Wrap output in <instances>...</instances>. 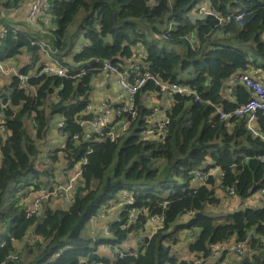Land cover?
<instances>
[{
	"label": "trees",
	"instance_id": "1",
	"mask_svg": "<svg viewBox=\"0 0 264 264\" xmlns=\"http://www.w3.org/2000/svg\"><path fill=\"white\" fill-rule=\"evenodd\" d=\"M31 1L0 0V9L10 13ZM52 2L50 34L17 32L9 21L5 23L0 62L26 52L32 56L31 64L24 65L20 73L29 75L45 61L44 51L50 48L54 58L75 73L111 63L127 71L134 83L137 75L125 62L135 61L141 47L146 52L141 64L148 65L163 82L191 86L199 100L174 96L176 103L167 111L165 137L156 132L147 138L144 132L156 125L151 127L148 122L153 110L139 104V95L153 91L165 95L149 82L135 99L136 119L111 142L103 135L86 136L89 130L77 123L89 107L92 79L99 70L78 80L33 76L24 88L13 78L8 86L10 96L0 91L8 104L4 109L8 134L0 139V264H184L174 253L184 231H198L190 245L197 257L207 259L213 247L236 237L248 248L240 256L241 264H264V207H251L252 197L262 198L264 192V162L257 159L264 154V141L247 130L246 118L224 121L217 113V108L233 113L252 98L240 77L250 66L260 68L252 58L264 63V0ZM203 3L210 5L212 15H199ZM80 12L74 31L83 33L84 43L74 52L76 34L68 31ZM242 14V19H235ZM194 34L199 46L191 44ZM141 67L142 73L147 71ZM189 76L191 80L183 79ZM227 83L233 99L225 95ZM57 118L67 137L64 154L69 170H76L84 159L86 164L73 204H67V209L52 207L56 197H50L28 217L41 192L59 185L49 183L53 175L38 162L41 144ZM258 118L264 129V115L259 113ZM209 167L224 175H215L198 188L192 186L194 171ZM232 188L236 197L230 195ZM219 190L223 198L217 196ZM30 193L37 194L31 202L27 199ZM124 196L132 204L124 205L120 221L110 224L111 237L87 236L92 220L108 207L124 203ZM228 199H239L242 207L222 211L220 202ZM132 210L137 211L136 222L123 228ZM157 216L163 217V226L143 238L139 252L129 251L124 258L101 255L105 244L121 249L130 235L144 233L149 220Z\"/></svg>",
	"mask_w": 264,
	"mask_h": 264
},
{
	"label": "built area",
	"instance_id": "2",
	"mask_svg": "<svg viewBox=\"0 0 264 264\" xmlns=\"http://www.w3.org/2000/svg\"><path fill=\"white\" fill-rule=\"evenodd\" d=\"M210 5L208 3H203L199 6L198 13L200 16L212 15L209 12ZM53 9V2L52 0H33L30 2L27 15L25 21L29 25H33L37 32L45 35L50 34V25L53 20L52 15ZM243 14L240 16L235 17V19L240 20L242 19ZM221 22L223 19L220 20ZM171 27V26H170ZM15 31V30H14ZM17 31V30H16ZM18 32V31H17ZM7 34V30L4 29L0 32V39L4 38ZM46 45L42 43V47ZM45 52V62L43 65L39 67V69L29 75H24L20 73L19 70L16 68H10L9 70L6 69V62H0V77L3 74L8 73L12 79L17 78L20 83V87L24 88L28 85L29 80L34 77H40L42 75L47 76H56L62 77L66 79H75L78 80L88 74L89 71L92 70H99V72L106 74L107 76L113 75L117 78V82L122 90H124L127 96L130 98V104L128 106H124L121 108L115 117V119H110L108 116H98L96 117L93 112L90 113V106L86 109L84 113L77 119V123L81 126H84L89 131L87 135L90 134H98L103 135L106 137L107 140L111 142H115L120 136L125 134L129 127L131 126L132 122L136 119L137 113V106L135 105V99L137 95L144 89V87L149 83L152 82L158 88V92L165 95H170L173 97V106L176 103L174 100V96H187V97H194L195 101L199 100V96L197 91L189 85L184 84H176L170 82H163L157 76L149 72V68L146 67V64H141L142 59L146 58V52H140L138 50V56L135 61H132V64L128 66H132L131 68L134 69L137 78L135 79L134 83L129 81V75L127 71H121L118 65H113L111 63H100L101 68H88L82 69L81 71L75 73L73 70L69 69L67 66H64L63 63L58 61L54 58L53 54L55 53L50 48L48 51ZM143 66L147 71L142 73ZM240 81L246 86L248 90L251 91L252 98L247 104L240 105L233 113H225L220 108H217V113L220 114V117L224 121H228L233 117H241L246 118V128L247 130L255 137L259 138L260 140L264 141V129L260 128L259 126V118L258 114L261 113L264 115V78H259L255 75H251V73H244L240 77ZM34 92V91H33ZM234 95L232 90H230V98L233 99ZM58 99H56L57 101ZM7 103L4 102L3 99L0 98V139L2 140V136H6L8 134L7 131V118L4 113V109L7 107ZM172 106V107H173ZM89 114H93L94 118L91 122L84 121L83 118ZM127 114V116H125ZM168 124V119L165 118L163 121L158 123L155 128L148 129L144 132V136L147 138L154 137L156 132L163 133V137L166 135V127ZM63 126V122L60 121L57 125L58 132L63 135L61 132V127ZM64 136V135H63ZM67 138V137H66ZM74 140H78V136H74ZM3 141V140H2ZM59 154L57 151H48L41 155V158L44 159L42 161L44 164L49 163L54 158L58 157ZM66 157L65 154H63ZM1 159V154H0ZM257 159L261 162H264V154L257 157ZM78 167L76 170L72 171L71 174L68 176V179L65 184L58 185L53 191L43 190L39 197L33 203V210H30L28 217L31 214L36 212L44 202L50 197H56V199L64 200L68 205L74 203V191L76 189V185L80 181L82 177V165L86 164V159L81 162H78ZM209 169V170H207ZM223 176V172L219 171L218 169L206 168L204 170L198 169L193 173V182L200 183L201 185L206 184L209 179L213 176ZM230 195L236 197V193L234 188L230 190ZM262 205L264 206V192H262V198H260ZM123 202L121 203L122 206L127 204H132L129 197L124 196ZM114 210V207H108L105 213H109L110 211ZM137 218V211L132 210L129 215L128 223L123 225V228H126L128 225L134 224ZM116 221H120L119 214H117ZM164 219L162 216L153 217L149 220V223L156 224L153 234H155L159 229L163 226ZM110 226L105 227L106 234L110 235ZM151 234L148 237H151ZM264 240V235H262ZM261 238V237H260ZM31 239L34 241L35 238L31 235ZM231 252L237 254L239 257L246 254V242L239 241L236 237L231 238L227 243ZM224 244H220L212 248L210 256L207 258L217 259L222 256V249ZM104 251H108L113 254L114 257L124 258L126 255H129V250H121L119 247H113L110 245L103 246ZM16 258V257H15ZM202 257L193 256L192 258L186 260L184 264H205L206 260ZM92 264H104L103 262H97ZM109 264H113L111 261Z\"/></svg>",
	"mask_w": 264,
	"mask_h": 264
},
{
	"label": "crops",
	"instance_id": "3",
	"mask_svg": "<svg viewBox=\"0 0 264 264\" xmlns=\"http://www.w3.org/2000/svg\"><path fill=\"white\" fill-rule=\"evenodd\" d=\"M28 6H29V2L23 5L20 9H16L14 11H11L10 13L4 12L3 10L0 9V32L6 29L5 23L9 21V23L17 31L28 30L34 33L35 35L40 36V33L37 32V29L33 25L27 24V22L25 21ZM82 43H84L83 40L80 41L79 45H81ZM138 50L140 52H145L144 49L141 47H139ZM248 54L251 57H254L251 53ZM31 57L32 56L28 53L23 54V59L20 65H22V67L24 65L27 66L30 65ZM251 60H257L261 66L258 69L255 68L254 66H250L248 73H251V75H255L263 79L264 78L263 61L255 57L252 58ZM44 62L42 64H38V66L33 71V73L36 72L39 69V67L44 64ZM7 63H9L8 64L9 67L16 69L20 66L18 64L16 66H13L12 60L7 61ZM125 63H126L125 66H128L132 64V61L131 62L126 61ZM11 80L12 77L8 73H6L3 76V79L0 80L1 94L4 93V95L10 96L8 86H10ZM231 83H233L234 85L233 81H231ZM92 88L93 89L89 99V106L91 108L90 113L93 112L96 117L108 116L110 119H115L117 112L124 106H128L130 104V98L127 96L126 92L120 88L117 82V78L113 75L107 76L104 73L97 72L92 79ZM224 88L226 89L224 90L225 95L228 98H230V90H231L230 84L227 83ZM138 102L142 106H145L150 110H153L152 114L148 116L147 120L151 124V127H154L155 125H157L167 117V111L171 109L173 106V97L170 95H160L157 94V92L153 91V92L141 93L139 95ZM60 121L61 118H57L55 120V124H53L52 126L47 141L41 144V152L42 154L48 151L58 152L59 157L56 160H61L62 162L56 164V166H54L51 170L48 169L46 170L49 171V175H53L52 177L49 178L50 184L62 185L72 171L69 170L71 168L68 167V163L65 157L63 156L64 151L66 149V137L60 134L58 132V127L55 126ZM29 124H30V129L34 131L33 128L34 126L32 121ZM56 160H54V162ZM42 161H44L43 158ZM209 165L212 166V163H209ZM192 186L198 188L201 186V184L192 181ZM217 194H218L217 196L219 197L222 198L224 197L223 196L224 194L222 193L221 190H219ZM36 195H37L36 193H30L27 195V199L31 202V200H33L36 197ZM251 200H252L251 207L254 208L264 207L261 203L259 195L256 194V196L252 197ZM251 200H249L246 204L249 205ZM220 205H222L220 207L221 209H223L222 211H226L225 208H228V210H233V209L238 210L240 209V207H242V204L239 199H230V200L228 199L224 201L222 200L220 202ZM51 206L67 209V203L61 199H54ZM122 208L123 206L120 203L114 206V210L110 211L109 213H103L99 220L92 221L90 228V236L94 237L95 239H104L111 237V234L110 235L106 234L104 229L106 226H110L111 223L116 221L117 214L120 213ZM155 226L156 224L147 223L144 233L141 234L134 233L130 235L128 239L121 245V249L133 251L135 253L139 252L142 249L143 238L153 234V230ZM197 234L198 231H193V232L184 231L181 233L180 243L174 247V253L177 257L178 262H185L186 260L195 256L193 253L190 252V245L193 241H195ZM261 241L264 242L263 238ZM246 249L248 251L247 247ZM101 255L107 258H113L112 253L108 251H104L103 249L101 250ZM240 261H241L240 257L237 254L231 252L227 244H224L222 249V256L217 259L209 258L206 260L205 264H216V263L241 264Z\"/></svg>",
	"mask_w": 264,
	"mask_h": 264
},
{
	"label": "rangeland",
	"instance_id": "4",
	"mask_svg": "<svg viewBox=\"0 0 264 264\" xmlns=\"http://www.w3.org/2000/svg\"><path fill=\"white\" fill-rule=\"evenodd\" d=\"M81 17H82V12H80V13L77 15V18L74 20L73 24L70 26L69 31H68V33H72V32H73V34H76V37H75L76 45H75V47H74V52L76 51V46H79L80 41L83 40V33H82V32L77 33V32L74 31L75 28L77 27L78 22H79V20L81 19ZM53 27H54V26H53ZM191 38H192V40H191V44H192V46H199L200 42H199L198 36L194 34V36L191 37ZM25 53H26V52H24V54H25ZM71 57H72V56H71ZM71 57H70V58H71ZM22 59H23V55H22V56H19V57H17V58H15L14 60L12 59V65H13V66H16L17 64L20 65V63L22 62ZM68 59H69V58H68ZM8 64H9V63L6 62V69H7V70H9L10 68H12V67H9ZM21 67H22V65H20L17 69H19V71H20ZM4 75H5V74H3V75L0 77V80L3 79V76H4ZM191 78H192V77H190V76H189V77H185V78L183 77V79L186 80V81L191 80ZM54 124H55V122H54ZM57 125H58V124H56L55 126H57ZM29 133H30L32 136L34 135V133H33V131H32L31 129H29ZM58 157H59V156H58ZM58 157L54 158V159L51 160L49 163H46V162H45V165H44L43 170H45V169L51 170L54 166H56V164L62 162L61 160H56ZM54 160H56V161L54 162ZM38 161L41 162V161H42V158L39 157V158H38ZM116 161H117V160H116ZM63 162H64V161H63ZM39 165H41V164L39 163ZM225 210H228V208H225ZM100 218H101V215H99L97 218H95V219L92 220V221L99 220ZM90 228H91V225L89 224V226L86 228V231H85V234H87V236H89V237H90Z\"/></svg>",
	"mask_w": 264,
	"mask_h": 264
},
{
	"label": "water",
	"instance_id": "5",
	"mask_svg": "<svg viewBox=\"0 0 264 264\" xmlns=\"http://www.w3.org/2000/svg\"><path fill=\"white\" fill-rule=\"evenodd\" d=\"M146 67H148V65H146ZM149 72L153 74V72L149 69ZM94 118V115L93 114H89L87 116H85L83 118L84 121H87V122H91ZM81 152L78 153V155L76 156V159L80 156Z\"/></svg>",
	"mask_w": 264,
	"mask_h": 264
}]
</instances>
